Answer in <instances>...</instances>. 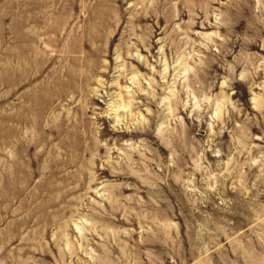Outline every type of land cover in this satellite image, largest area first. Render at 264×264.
<instances>
[{"label": "rangeland", "instance_id": "obj_1", "mask_svg": "<svg viewBox=\"0 0 264 264\" xmlns=\"http://www.w3.org/2000/svg\"><path fill=\"white\" fill-rule=\"evenodd\" d=\"M0 264H264V0H0Z\"/></svg>", "mask_w": 264, "mask_h": 264}]
</instances>
